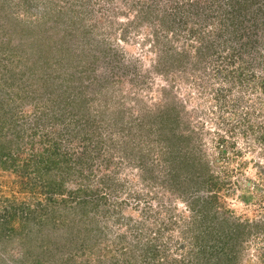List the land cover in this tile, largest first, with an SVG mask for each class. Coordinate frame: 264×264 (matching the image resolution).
Returning a JSON list of instances; mask_svg holds the SVG:
<instances>
[{
	"label": "rangeland",
	"instance_id": "374dc122",
	"mask_svg": "<svg viewBox=\"0 0 264 264\" xmlns=\"http://www.w3.org/2000/svg\"><path fill=\"white\" fill-rule=\"evenodd\" d=\"M164 1L0 0V79L6 74L21 77L20 70L27 67L30 70L22 76L27 78H23L25 87L37 101L43 96L40 109L34 108L36 100L24 99L28 105L16 109V123L35 125L36 113L44 103H51L53 96L64 91L79 93L76 99L83 98L87 109L76 113V108L71 107L66 119L71 115L74 120L82 118L77 122L58 123L45 118L47 128L41 123V131L38 130L33 141L42 140L43 147L54 143L58 147L60 162L50 170L52 178L64 177L66 189L70 185L80 186L87 192L104 195L108 201L104 205L106 211L100 208L101 214L94 215L95 210L88 209L90 204L78 208L77 198L69 200L65 190L56 196L67 201L57 202L56 209L64 212L66 207H75L69 209L72 214L66 224L53 225L51 211L45 207L52 204L48 203L49 194L43 186L48 175L43 174L41 178L21 167L25 158L32 155L23 143L29 138L24 136L14 145L24 149L16 162L18 170L8 168L7 164L0 166V213L6 205L29 208L32 212L28 237H20L17 232L10 238L1 237L0 264H36L32 261L34 257L43 256L36 241L50 240L52 245L57 242L67 252L72 228L76 225L70 220H82L87 215L94 218L87 227L92 229L91 241L94 238L98 243L95 254L110 255L108 264L114 261L168 264L167 258L174 255L182 264H197L193 255L187 253L189 249L195 250L193 240L189 234L187 239L181 235L185 225L182 220L191 215L187 213L188 203L183 200L190 201L193 192L203 196L204 191L194 190V186L179 179L191 171L179 165L172 169L171 164L173 158L177 160L171 154H177L179 149L182 152L185 147L191 148L190 156L200 155L201 161H208L214 175L230 177V186L218 193L222 207L216 209L221 214L223 209L229 211L228 222L245 225L233 226L242 244V249L234 253L236 257L230 252L225 254L226 261L221 260L224 256H219L215 264H264L261 258L264 232L254 226L259 223L258 228L264 227V182H259V176H264V143L256 140L259 130H264V119L256 114L264 108V103L260 105L259 90L253 82L246 81L252 75L249 71L252 65L256 66V70H251L256 72L252 75L256 82L264 78V69L251 63L239 77L224 80L219 70L226 64L205 49L206 42L215 38L212 33L208 37L205 34L220 28V23L213 18L202 21L198 17L203 13L202 4L195 0L191 7L185 6L193 14H187L184 27L198 31L201 28L203 32L190 36L189 40L188 29L172 30L167 22L161 24L159 11L166 7ZM156 13H159L157 19ZM207 14L214 15V11ZM32 34L42 36L48 43L33 45ZM7 35L10 42L6 43ZM198 37L197 42H190ZM227 43L221 40L215 46L217 54L227 53L226 48L230 51L239 47V41L234 42L236 49L231 42ZM190 45L195 50L202 45L204 53L197 58H185L183 62L184 55L179 54L190 51ZM49 48L52 49L47 52ZM9 90L11 99L12 94H25L17 87ZM94 115L96 122L91 123L89 119ZM250 117L254 132L246 122ZM222 138L224 141L219 140ZM193 143L198 151H193ZM71 150L86 155L83 166L71 162L73 157L64 161V156H72ZM78 166L84 167L79 171L80 176L73 172L65 178L63 169L68 167L73 171ZM203 168L201 165L200 171ZM164 179L170 188H162ZM247 197L251 200L245 201ZM87 198L94 203L93 198ZM193 204L195 210L198 204ZM40 205L45 209L42 225L31 218ZM18 221L12 225L16 231L20 229ZM83 226L82 222L78 224L79 229L83 230ZM27 238L29 242H25ZM154 245L159 250L158 256L155 259L144 256L145 248ZM26 249L35 256H24L22 252ZM230 257H234L231 262Z\"/></svg>",
	"mask_w": 264,
	"mask_h": 264
},
{
	"label": "trees",
	"instance_id": "16d2710c",
	"mask_svg": "<svg viewBox=\"0 0 264 264\" xmlns=\"http://www.w3.org/2000/svg\"><path fill=\"white\" fill-rule=\"evenodd\" d=\"M195 0H165L164 5H166V9H161L160 12V19L161 24L168 25L169 29L172 28V30H187L188 33L187 36L195 35L196 33L203 32L201 28H199V31L196 30V28H186L184 25L187 23L189 13L190 15L193 13H190L186 11L185 6H192L193 2ZM170 2V3H169ZM185 2V4H184ZM198 3L202 4V10L203 13L198 14V17L205 21L208 19H215V21H218L220 23V28L213 32H207L205 36L213 34L214 39H211L206 42L205 49H209L212 54H216V60L220 63H225L226 65H222V68L219 70V73L221 74V77L224 80H229L233 77H239V74H243L244 69L247 70L248 65L251 63H255L256 65L260 66L264 69V0H200L197 1ZM195 2L194 4H196ZM169 3V5H168ZM168 5V6H167ZM164 10V11H163ZM168 10V11H167ZM170 10V11H169ZM207 11H214V15L208 16ZM142 13V11H139ZM195 13V12H194ZM159 17V13H156V19ZM155 19V20H156ZM206 24V23H205ZM227 31L226 34H224ZM173 33V31H170ZM28 35H30L28 33ZM174 35V34H173ZM31 36V35H30ZM32 36H35V38H31V42L36 45H45L48 43V41L43 38L42 36L36 37L35 34H32ZM175 36V35H174ZM176 37V36H175ZM224 37V39H222ZM36 39V40H35ZM44 39V40H43ZM198 38L192 39L190 42H197ZM195 40V41H194ZM221 40L231 42L232 46L235 48V41H239V47L236 50H230L228 51L226 48L227 53L225 54H217V50L215 46L220 42ZM10 42V38L7 35L6 43ZM227 43V45H229ZM191 46V52L188 51L185 54L180 53L182 61L184 62L185 58H191L194 56V58H197L198 56H201L204 52L202 49L204 48L202 45L201 47H193ZM194 48V49H193ZM52 48H49L47 52H50ZM177 54V52H176ZM175 54V55H176ZM193 54V55H192ZM178 55L177 59H180V56ZM248 56V57H246ZM59 59H62L60 56ZM192 60V59H191ZM237 65V67H228L229 65ZM230 68V69H228ZM30 70L29 68H22L20 70L21 77H14L11 76V74H6V77H3L4 79L0 81V166H3L2 164H7L8 168H11L13 170H18V166L16 165V162L20 160L21 154L23 153L24 149H21L20 145H17L14 147L15 143H20L19 140H22L24 136L28 137L29 139L26 142H23L24 145H26L28 150L31 151L32 155L29 158H25L26 162L21 165L22 169H25L26 172L29 174V172L33 171V173L36 176L43 177V174L48 175V180L43 186L46 187V192L49 194L48 197V203H52L50 205H45L46 208H49L51 211L52 216V223L53 225H64L67 223V220L69 218V215L72 214L71 210L75 206H72L70 208L66 207L67 209L64 212H61V210L56 209L57 202L60 201H67L64 199H61L62 197L58 198L56 195L62 194L65 190H67V193H69L70 199L77 198L76 203L78 205V208L83 209L84 204H90L88 209L89 211L95 210L93 212L94 215L101 214L102 211H106L104 205L108 202L104 195H98V192H91L90 190L87 192L86 190H83L80 186L75 187L73 185H70L69 189H66L65 187V179L62 177V179H54L50 176V170L57 165H59V153H56L57 146L54 143L53 146L43 147L44 142L42 140L38 142H34L33 139L38 133V130L41 131V123H43L44 127L47 125L48 121L45 120V118H51L53 122L58 123L64 122L67 120L68 122H77V119L79 120L82 117H78L77 119H73V115H71L70 119H66L67 116L70 114L71 107L76 108V113L83 112L84 109H87V105L85 101L80 99L78 101L76 99L77 96H80L79 93H70V91H64L62 94H58L56 96H53V99L51 100V103L47 102L44 103V107L38 111L35 115V125L29 124L28 126L18 124L16 123V117L15 113L17 112L16 109L25 108L28 103L24 99L30 98L31 100H36L34 98V95H31L28 92V89L25 87L24 79H27L26 77H22L23 75H26L25 71ZM251 70H256V66L254 68V65H252ZM250 71V74L253 76L256 74V72ZM225 75H224V74ZM250 75L246 81L253 82L254 86H256V89L259 90V100L260 105L264 103V100L262 99L264 96V78L259 79V82H256L253 79V76ZM24 78V79H23ZM9 80H12V82ZM15 80V81H14ZM29 82V81H28ZM30 83V82H29ZM260 85H255V84ZM34 84V83H32ZM2 85H6V89L1 87ZM10 87H17L25 91L24 95H20L15 93V95L12 94L13 99H11L10 95ZM4 90V92L2 91ZM68 90V87H67ZM257 91V90H256ZM81 92V91H80ZM39 98V97H38ZM43 96H40L38 99V103H36V109H40V106L43 105ZM13 103V106L12 104ZM37 105L39 107H37ZM254 105V103H253ZM74 109V108H73ZM81 110V111H79ZM253 110H256L254 107ZM264 110L261 109V111H258L256 114H260L261 117L264 119V113L262 112ZM81 114V113H80ZM247 117V114H246ZM94 117L90 118L89 121L91 123H95L96 119H93ZM171 118V117H170ZM176 118H173L174 121H176ZM45 120V122L43 121ZM42 121V122H41ZM245 121V120H244ZM247 125L252 130V132L255 131L254 124L251 123V117L247 119ZM23 123V122H22ZM252 124V125H251ZM92 125V124H91ZM94 126V124H93ZM44 127L42 129L44 130ZM47 128V126H46ZM94 128H98V125L94 126ZM29 129L33 130L29 132ZM248 129V128H247ZM140 132V130H139ZM260 134L256 136L257 142H263L264 143V130H259ZM258 133V131H257ZM127 134V131L125 135ZM255 134V133H254ZM147 136L150 135L149 132L146 133ZM141 136V134H139ZM85 138V136H84ZM83 138V139H84ZM91 138V137H90ZM219 140H223L219 139ZM151 142H154V140H150ZM36 144L38 147H36ZM193 151H198V146L196 143H193ZM16 148V149H15ZM188 147H185V149L181 151L179 149L177 151V154L173 152L171 155L173 157L177 156V160L175 158L172 159V169L173 167L176 168L178 165L180 167H184L186 170L191 171L190 174L181 177L179 179L184 180L187 182L188 186H194V190H203L204 195L201 196L195 192L193 197L190 201H186V199L183 200V202L188 203L187 206V213L190 212L191 215L188 216V218H183L182 222H185L184 227L181 229V235L182 237L185 235L184 239L188 237V234L190 235V238L193 240L195 250L189 249L187 251L188 254L193 255V258L196 260L197 264H215L219 256H224V259L221 258V260L226 261L227 256L231 252V256L234 253L239 252V250L242 249V244L240 242L241 239L240 235L234 234V225L235 226H245L241 223H232L228 222L230 219L227 215V212H229L227 209H223L221 214L216 207L220 206L219 202V192L221 190L225 191L228 186H230V177L227 175H214L211 171V167L208 165V161H201L200 155L198 156H190L191 154V148L190 150L187 149ZM27 150V149H26ZM182 153V154H181ZM59 154V155H58ZM70 154L72 156L66 157L64 156V161H70L71 157L74 158L73 161L75 164H79L83 166L84 163L83 160L85 159L84 153H74L73 150L70 151ZM81 156V160H80ZM8 161V163H6ZM202 162V163H201ZM67 164V163H66ZM181 164V165H180ZM201 165L204 167L202 171ZM32 166V168H30ZM4 167V166H3ZM63 169L62 173L65 172V178L68 176H72L73 172L75 174H78L79 176L82 174V172H79L81 170H84V167H76L72 169ZM190 168H193L194 170H191ZM71 171V174L70 172ZM169 175V174H168ZM259 182H264V176L260 175ZM238 182V180H236ZM239 183V182H238ZM169 184V183H168ZM165 182V179L161 182L162 188H170V186ZM172 184V182H171ZM259 188V187H257ZM87 189V188H86ZM250 189V186L248 188V191ZM53 190V191H52ZM56 190V191H55ZM170 191V189H168ZM81 193V195H79ZM95 195V196H94ZM98 195V196H97ZM262 195V194H258ZM85 196V197H84ZM93 198V202H88V198ZM81 197V198H80ZM248 198V197H247ZM8 200V199H7ZM251 199H246L245 201H249ZM198 204V207L193 210L195 204ZM249 203V202H248ZM65 205V204H64ZM99 207V208H98ZM222 207V206H220ZM102 211H101V209ZM45 211L43 205H40L36 208L35 213L31 218L35 219L36 222L39 225H42L45 220L43 219V212ZM101 211V212H100ZM31 210L29 208H24L21 205H6L5 209L0 213V238H10L13 235L20 234V237H28V222L30 219ZM183 212H186L183 210ZM55 216L53 217V215ZM76 214V213H75ZM99 214V215H100ZM74 215V214H73ZM183 215V214H182ZM181 215V217H182ZM93 216V215H92ZM19 220V231H16V229L12 226L15 220ZM94 218H91V216L87 215L86 218H83L82 221L79 219H71L70 221L75 222V227L72 228V236L70 238V248L67 252L63 251L58 245L57 242L50 244V240H46L45 242L38 243L36 241L35 245H37L39 248H41V252L43 256H40L39 258L34 257L35 255L30 254L29 250L26 249L23 251V255L26 257H34L32 261H34L36 264H108L107 258L108 254H95L97 251L95 248L96 245H98L97 241L92 238L91 241V231L92 229L87 227L89 225L90 221H92ZM17 222V221H16ZM82 222L83 230L82 228H78V224ZM177 223V222H174ZM229 224V226H227ZM72 225H74L72 223ZM232 225V226H230ZM259 223H255V229L262 230L264 232V227H259ZM55 226V227H56ZM28 227V228H27ZM27 228V231H26ZM17 232V233H16ZM30 234V233H29ZM264 239V237H263ZM231 241L229 245V241ZM25 242H29L28 238L25 239ZM104 242V241H103ZM102 243V240L99 241V244ZM104 244V243H103ZM25 245V244H24ZM28 245V243H26ZM76 246V248H72ZM104 246V245H101ZM34 247V246H33ZM227 249V250H226ZM146 252L143 254L144 256L149 255L151 259H155L158 256V248L157 246H151L145 248ZM170 254V253H168ZM167 254V255H168ZM226 254V255H225ZM166 255V254H165ZM166 255V258L168 257ZM175 257L167 258V261H169L168 264H182L180 260ZM44 257V258H43ZM234 257H230V262L233 260ZM79 258V261H76ZM261 258L264 259V249L261 253ZM215 261V262H214ZM79 262V263H78ZM125 263V262H124ZM123 261H121L119 264H124ZM111 264H118L117 261L112 262ZM127 264H132L131 262L127 261ZM195 264V263H193Z\"/></svg>",
	"mask_w": 264,
	"mask_h": 264
}]
</instances>
